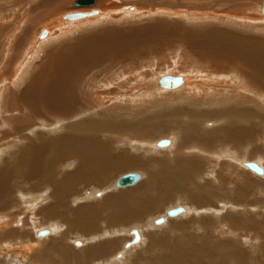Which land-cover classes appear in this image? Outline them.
I'll return each mask as SVG.
<instances>
[{
  "label": "bare ground",
  "instance_id": "1",
  "mask_svg": "<svg viewBox=\"0 0 264 264\" xmlns=\"http://www.w3.org/2000/svg\"><path fill=\"white\" fill-rule=\"evenodd\" d=\"M70 1L72 2V0H22V1H17L15 4H13L15 0H0V22H5V24L3 25L0 24V58L3 62L2 65H0V126L1 128H7V130H0V143L7 142L4 143L3 145L8 146L9 144H11L9 142L10 139L7 138L5 141H3V139L5 137H13L12 142L20 144L19 147L13 150L14 152L12 153L9 152V156L5 158V160L0 164V199L3 198V194L8 195L9 193L13 192V190L11 189L14 186L15 187L17 186V185L14 186L12 185L15 181L17 182L19 181L18 182L19 184L20 182H25V181L37 182L39 186H36L35 189L32 187L33 190H35L33 193H27V195H23V193H21L23 204L32 205L34 207V211L35 208L45 203L47 204V206L44 208L43 211L49 213L50 217L49 218L43 217V218L51 219L52 220L51 226L43 230L40 229V231L36 229L37 234L40 235L41 237L43 236V234H45L44 236L48 235L49 237L55 231V237H56L59 236V233L61 232L62 234L64 233L62 231L64 228H67L66 231L69 232L70 226H73L71 229H75L78 231L79 229H81L82 232L88 233L83 237L84 239L86 238L84 240V243L87 242L88 245H92V246H88L89 248L86 249L87 250L86 254L89 256V258L93 257L94 254L108 257L112 251L114 252L115 250H118L119 240L116 239L119 237L118 231L115 229H111V231L105 229L103 233L96 234L100 232L101 228L97 227L96 230L95 227L96 224L93 219L98 212L101 213L105 212V209L103 210L99 208V210H97V207L93 203V205L83 206L79 208L77 207L78 208L77 210L72 211L70 210V206H68V204L70 205L71 198L73 201L72 190L73 191L78 190V191H74L76 192L77 195V199L76 197H74L76 199L75 201L77 202L78 200H81L80 196H82L79 195L82 194L81 191L79 190L80 188L90 184L94 185L97 183L100 184L101 182H106L108 180L109 174L112 171L127 170L132 167L134 168L135 161L132 160L133 158L130 160H123L120 156V152L115 153L112 146L102 142V140L98 141L95 139V135H96L95 133L99 131L102 125H104V128L99 133L103 131L105 132L114 131L119 122H116L114 124L107 123L106 116L105 119L102 118V121L104 120L106 123L104 122L100 123L101 120L97 121V119L94 120L93 118H90L89 121L87 120L86 123L84 122L85 121L84 119L83 121H81V123H73L74 118L72 117H70V122H69V118L67 117L70 111L69 104H79V102L83 100L84 103L86 102L91 103L92 101H94L96 104L98 105L103 104L104 106L106 104H111L112 98L118 101L119 100L126 101V99L129 98L130 100L129 101L130 105L128 104L129 106L120 105L121 107L117 106L118 108L116 110H113V112H117L115 113V115L113 114V117L115 116L116 118H122L124 112L129 111L128 110L129 107H130L129 109L133 108L131 107L133 104L135 105L140 104V106L137 105L139 109H141V107L143 108L145 107L146 109L147 106H150L152 103H156L157 99H159V98L156 99L154 97L155 94L152 93L153 90L163 94H167L168 92H170L167 91V89L169 88L167 87L166 84L167 78H164L167 77V75L157 79V81H155L152 84V80L154 79V77H156L157 71H159L161 67L166 66L162 64L161 61H156L157 59L155 60L156 58L155 54L157 53L158 50H160L161 52V51H166V49L177 48L179 44V40L181 39L180 32L182 31L179 32V28H174L171 24H169V21L173 23L174 18H178V16H182L183 20H185L186 22H200L203 20L209 21L210 19L215 21V19L213 16L214 13L205 16L207 13L206 11L205 14L193 12V14L186 13L187 15H184V13L183 14L180 13L179 8L180 6H183L184 3L180 4L178 0H151L153 3L156 2L155 6H157V8L154 7V9L152 8L142 9L141 7L138 6L140 0H99V2H97L96 7H92L90 9L84 8L85 11H83L86 12L87 14H91V13H97L96 10H98V14L95 18L86 16V18L83 20L70 21V19L72 18H77V19L82 18V15H74L68 17L66 16V12L71 11V8H68V6L70 5ZM186 1L191 2L190 0H186ZM254 2L255 4H258L257 13L260 11L264 12V0H255ZM6 4L11 6L10 7L11 10L9 12L12 13L13 15L12 19L13 22H15L14 32L7 30L10 29L8 26L10 25L9 21H11L9 19H8L9 21L6 19L8 18L7 12L9 8L7 7L1 8ZM215 4L217 6V2ZM126 5L128 7H124ZM13 6H18V7H13ZM195 11L197 12V10ZM216 15H217V19L225 20V22L227 21L228 24L229 22L235 21V18H231V17L227 18L228 16H223L224 14L223 15L216 14ZM153 18H155V21L156 19L161 18L164 21H168L167 22L168 24H165L166 22H163L162 20L159 19H158V21L160 22L159 24H153L151 23L152 21L151 22L146 21L147 23H144L146 19L149 20ZM32 20H36V21L31 22ZM89 26H94V27H89ZM37 27H40L42 29L39 32H37ZM98 28L102 29V31L99 30L100 31L99 35L93 33V31L98 30ZM215 29L216 28L210 29V32H208V27L203 29L202 31L200 29H195V30L193 29L194 31L193 34H191V36L184 35L185 36L184 40L186 39V37L188 40L190 39V41L186 40V42L187 41L188 42L184 45L187 48L188 47L192 48L191 39L192 37L194 38L195 36L196 39L201 38L200 40L202 43V47L199 50L204 51V49L206 48L205 43L213 44L211 49L212 55L222 53L223 52L222 48L224 47L234 50H247L249 52L255 53L256 56L259 57V65L264 68V40H261L259 38H254L252 36L240 35L238 34V32H234V33L224 32L225 37L223 36L222 40L227 43L226 45H224L220 40L221 36L213 33L216 31ZM15 36H16L15 38L16 43H14V41L12 40V38H14ZM68 39H74V40L68 43H62ZM51 45H52V49L50 50V52L46 56L42 55V52H44L45 49L50 48L49 46ZM169 46H172L173 48ZM21 52H23V55H21L23 58V62H21L20 64ZM147 55H149V57H147ZM229 58H230L229 55H227V59H228L227 63H233L237 65V60H234V58L231 59ZM38 60H41V64L38 66V68L36 67V69L39 70L38 73L33 77V80L31 79L29 85L26 84L27 87L24 89V91L21 92L20 88L21 85H23L24 80L26 79L25 75L28 74L35 67V65H37L36 62ZM232 70L236 71V73H234L233 75V79H234L233 82H237L240 88L237 87L233 91L232 90L229 91L230 88H228V90L224 92H222L223 91L222 90L221 91L222 95L221 97H217V100L219 104L220 103L224 105L236 104V106L228 107L227 109L219 110L217 112L212 111L210 114L208 113L201 114V112L198 111L195 112L193 111V109L199 110L200 109L199 107L201 106V101L204 104H217L216 100L214 99L215 96L213 95V92H211L212 89L210 90L211 86L207 84V87H205L204 89L203 88L204 86L195 87L193 83L189 84L188 83L190 81L189 78H185V79L179 78L177 80L175 79L176 86L177 87L180 86L178 89L181 88L180 90H183L184 92L188 90V93L187 92L185 93L188 94L187 96L180 97L181 99H183L181 103L183 105L179 106V108L184 106V108L181 109L179 113L181 115V122L179 123V126L181 125V127H183L184 132H189V131L195 132L198 129V127H195V123H192L191 125H189V123H186L185 122V120H187L186 117L193 119V121L195 118L198 120L204 118L205 120L207 118L210 119L211 117H213V120H215L214 119L215 117H218L219 120H221L222 118H225L224 116L229 115L233 120H235V118H240L241 119L240 121L242 120L245 121V120H252V118L256 116L255 110H252L249 107L247 108V106H243L242 104H251V105L254 103L264 104V102L258 103L257 100L255 99L253 100L254 101L253 103L252 100L248 98V95L251 94V96L254 97L259 96L257 98L262 100V97H264V93L260 91V86H261L260 84L263 83L261 82L263 81V79H259L258 82H253L251 85L247 77L242 78L240 76L239 66H237ZM209 73L210 76H212V72ZM225 75L226 74H224L222 77L224 78ZM99 76H104L103 79L105 80V82L100 83L99 81L98 84H96L97 85L96 88L90 85H85L87 86V90L84 93L86 96L85 97L86 100L83 99L84 96L81 94L75 96L73 91H74V84L76 82H79L80 79L86 81L89 78H94L96 80L97 78L95 77H99ZM210 79L213 80L214 77ZM226 79L228 78L226 77ZM212 83L209 84L212 85ZM90 84H93V81H91ZM213 86L215 85L213 84ZM81 87L83 89V85ZM18 90H20V92H18ZM143 90L146 91L145 92L146 95L144 98L139 99L142 96L140 94H142L141 92ZM194 94H198L199 96L200 94H203L205 96L202 98L201 101L197 102L195 98L196 96H194ZM126 102H128V99ZM172 103L173 100L167 105L178 106V103L180 102L174 101V104ZM93 105L95 104H88V103L85 104L83 110L79 111L80 112L79 115L83 116V113H86L88 110H90ZM188 105L192 106L191 109L192 112L190 111V109L186 108V106ZM167 107L165 108L166 111H168V109L171 108L169 107L167 109ZM151 108L149 109L151 110ZM28 110H31L33 114H31V112H29ZM111 111L109 112L111 113ZM146 111H148V109ZM176 111L175 109L174 111H168L171 113V116L174 119L178 115ZM98 116L100 115H97L96 118ZM261 116L263 115H260L259 118ZM152 117H153V122L155 123L156 118L154 115ZM30 118H35V121L40 123L38 126L36 125L37 129L34 128L35 124L37 123L35 121L30 122L33 121ZM166 119L169 124H172L174 122L173 119H168V118ZM261 119H263V117H261ZM117 121H119V119ZM233 122L234 121H232L230 125L228 122L227 124H224L222 128L220 127L221 129L220 133L222 134L224 133L227 135L232 132L235 135L233 137L234 138L233 140H235L236 143L238 140L248 135L249 130L251 131L257 129V126L256 128L251 127L252 129H249L246 126H244L240 131L239 130L240 127L236 128V125ZM148 123L150 124L149 126H147ZM150 126H156V125L152 124L151 118H147L146 124L140 127V129L138 130L139 133L143 135L148 134L150 131L149 129ZM179 126L177 128H179ZM39 128L42 131H38L40 130ZM66 128L71 133L69 136H66L65 134L62 133L66 130ZM44 136H47L48 138L45 139ZM188 137H192V136H188ZM37 139L42 140V143L39 146L35 147L32 145V143ZM131 139L132 136L130 137L127 135H123V140H125L126 142L131 141ZM199 140H201V137ZM162 141L157 143V145L147 144V146L148 147L151 146L152 149L153 148L156 149L157 152V150H159L161 146L167 148L172 144V140H162ZM193 146H195V144ZM9 149L10 148L8 146L0 151V160H2V158L4 157L3 154L6 155ZM22 155H25V159H22ZM171 163L172 166L174 167V165L177 162L172 160ZM245 164L246 163H243V166ZM193 165L194 164L190 162V163H186L184 166L189 167ZM247 166H249V168L252 171L254 170V172L255 171L260 172L262 170L261 165H254L251 163L249 165L247 164ZM179 168H183V167H179ZM56 170L60 171L58 177L55 176ZM177 171L179 172L181 171V169ZM51 175H54V177L53 178L50 177L49 179H46V181L38 179L40 176L47 177ZM134 176H136V179L132 184L121 185L120 181L123 178L122 177L118 181V186L120 187L131 186L134 183H136L140 177H142L141 174L138 173L134 174ZM152 177L156 179L155 182L157 183L159 181V172L155 173L153 176H151V178ZM148 183L149 182H147L146 184ZM44 185L46 186L49 185L47 187L48 189L42 190L41 187H43ZM144 188L147 189L149 188V186L147 185ZM109 189L110 188L104 189L102 191L100 190L97 191L98 188H94L93 193L91 192V194L85 196L84 199L90 200V198L93 199L95 196H101L109 192L108 191ZM25 190H27V188H25ZM128 190L113 196L105 197L106 199L105 204H108V207L107 206L106 207L112 209L111 211L112 213H110L109 216H113V217L117 216L115 212V207L123 206V209L126 211L123 212L124 219H127L128 222H132L136 220L140 221L144 219L145 216L147 215L145 213L146 209L144 208L149 206V204H147L146 201H140V199L136 200L134 197H132L133 192L135 191L134 189L133 192L132 191L130 192ZM141 191L142 190H140V192ZM15 193H17V191ZM145 194L146 193H144L143 195ZM110 198H112L113 200L117 199L118 202L113 203L108 201ZM144 199L146 200V198ZM77 204L79 205V203ZM153 206L154 204L150 208L151 210ZM58 211H60L63 214L62 217L65 218L60 219L61 216L57 218ZM70 214H72V216H74L73 218L75 219H72ZM35 215L36 213L33 216ZM165 219L164 221H160V220L156 221V223H154L155 226L161 228L160 222L165 223L166 222ZM10 221L11 220L7 218L6 215L0 216V235H4L5 236L4 238H6L7 236L9 238L10 236H12V234L15 235L19 231L16 229L17 226H15V228L13 227L15 222H10ZM157 224L160 226H158ZM152 228L155 229L156 227H152ZM22 229L24 228L20 227V237H25L24 235L26 234V231L24 234V231H22ZM66 231L65 233H67ZM111 232L113 234H111ZM131 234L132 237H134V239L137 238L136 239L137 241L134 240V243L131 242L128 244L130 247L127 249L130 251L128 250L123 251L120 258V260L123 259V261L119 260L120 261L119 264H125V262L127 261L126 260L127 256L128 259L131 260L130 258L132 251L131 249L135 246H138L137 248H140L145 242V238L143 236L142 231H140V229L134 228ZM112 236H113V242H110L109 239L105 240L106 237L112 238ZM61 237L62 238H60V240L64 239L63 235H61ZM246 239H248V237ZM60 240L58 241V239H55V241H58V244H60L61 242ZM82 243L83 242H81L80 244ZM45 244L40 243V241L37 243V245H45ZM56 246L54 245L55 250H56ZM60 246H62V243L60 244ZM59 249L62 252L64 251L62 250V248H58L57 250ZM231 249L232 250L230 251L232 255L237 252L240 258L243 257L244 255L243 252L239 250V248H237L235 244L231 245ZM61 251L60 253L62 254ZM25 252L28 255L32 251L25 250ZM66 252H63V254H66ZM83 252H80L82 253L81 255H84ZM77 253L75 254V256H80L77 255ZM196 253L198 254V251ZM31 255H34V252L30 254V256ZM87 255L86 258L88 259ZM96 255L94 256L95 258ZM59 256L57 257L55 256L56 257L55 263L57 264L61 263L60 259L63 257L60 256L61 258L59 259L58 258ZM184 256L182 255L183 258ZM31 258H33V256H31ZM28 260L31 259L28 258ZM28 260L24 263L33 264ZM49 260H51V258ZM21 261H24L22 257H20V262ZM101 261H103V259ZM115 261L117 260H114V262ZM182 261H178L177 264H180ZM51 262L54 263V258L51 260Z\"/></svg>",
  "mask_w": 264,
  "mask_h": 264
},
{
  "label": "rangeland",
  "instance_id": "2",
  "mask_svg": "<svg viewBox=\"0 0 264 264\" xmlns=\"http://www.w3.org/2000/svg\"><path fill=\"white\" fill-rule=\"evenodd\" d=\"M17 1H22V0H17ZM17 1L15 0L13 4H15ZM75 1L76 0H72V2L70 1V5L68 6V8H71V11L66 12V16L68 17L74 15H82V18L79 19L72 18L70 19V21L83 20L86 18V16L91 18H95L97 16L98 10H96L97 13H91V14H87L86 12L83 11H85L84 8L90 9L92 7H96L97 2H99V0H96L95 4L90 7L76 6ZM178 1L180 4L184 3L185 6L187 5L186 7L184 5L180 6L179 8L180 13L182 14L184 13V15H187V14H193V12L203 13V14L207 12L205 16L214 13L213 16L215 21L210 19L209 21L203 20L200 22H186L185 20H183L182 16H178V18H174L173 23L169 21V24H171L174 28H179V32L182 31L180 32V34L183 36L180 35L181 39L179 40V44L177 48L166 49V51H161V52L160 50H158L157 53L155 54L156 57L155 60L157 59L156 61H161V63L166 66L161 67V69L157 71L156 73L157 75L156 77H154V79L155 78L156 79L152 80V84L155 81H157V79L164 77L165 75H167V77L164 78H172L176 80L179 78H184V79L189 78L190 79V81L188 82L189 84L193 83L195 87L204 86L203 87L204 89L205 87H207L208 84L209 86H211L210 90L212 89L211 92H213V95L215 96L214 99L216 100L217 104H204L201 100L205 95L200 94L199 96L198 94H194V96H196L195 98L197 102L201 101V106L199 107L200 108L199 110L193 109V111L201 112V114H207V113L210 114L212 111L217 112L219 110L227 109L228 107L236 106V104L233 105L226 104L227 106L221 103L219 104L217 97H221L222 90H223L222 92H224L228 90V88H230L229 91L231 90L233 91L237 87L240 88L237 82H233L234 81L233 75L234 73H236V71L232 69L236 68L237 66H239L240 69V76L242 78L247 77L251 85L253 82H258L259 79H263V81H261L263 83L260 84L261 85L260 91L264 93V68L259 65V57L256 56L255 53L249 52L247 50H234L224 47L222 48L223 49L222 53L212 55L211 49L213 44L205 43L206 48L204 49V51L199 50L202 47V43L200 40L201 38L196 39L195 36H194L195 39L193 37L191 39L192 48L190 47L187 48L184 45L188 41H190V39L188 40L187 37L184 40L185 38L184 35L191 36V34H193V31L195 29H200L202 31L207 27H208V32H210V29L216 28L215 29L216 31L213 33L221 36L220 40L224 45L227 44L225 41L222 40L223 36L225 37L224 32H230V33L238 32V34L240 35L252 36L254 38H259L261 40H264V20H263L264 12L260 11L257 13L258 4H255L254 2L255 0H227V1L226 0H212V1L193 0V2L192 0H190L191 2H187L186 0H178ZM213 1L214 4L217 2V6L216 4L215 5L213 4ZM143 3H145L146 5ZM187 3L190 4L188 5ZM7 5L8 4L2 6L1 8L3 7L9 8L7 12L8 18L6 19L7 20L9 19L11 21L8 20L10 24L8 27L10 29L7 30L14 32L15 22H13L12 13L9 12L11 10L10 8L11 6L10 5L7 6ZM127 5L124 7H128ZM155 5L156 2L153 3L151 0L148 1L140 0L138 4V6L141 7L142 9H150V8L154 9V7L157 8V6ZM13 7H18V6H13ZM195 10H197V12ZM216 14L218 15L224 14L223 16H228L227 18L230 17L235 18V21L229 22L230 24L229 25L227 21L226 23L225 20L217 19ZM153 19H149V20L146 19L144 23H147L148 21L149 22L152 21L151 23L153 24H159L160 22L158 21V19L162 20L161 18L156 19V21L155 18ZM35 21L36 20H32L31 22H35ZM162 21L166 22L165 24H168L167 23L168 21H164V20ZM0 24L3 25L5 24V22H0ZM40 27H37V32H39L42 29ZM89 27H94V26H89ZM99 30L102 31L101 28H98V30H94L93 33L99 35L100 33ZM15 38L16 36L12 38L14 43H16ZM72 40L74 39H68L62 43H68ZM186 40L188 41L186 42ZM49 47L50 48H47L44 50V52H42V55L46 56L50 52V50L52 49V45ZM169 47L173 48L172 46ZM175 51L176 52L179 51V52L176 53ZM21 55H23V52L20 53V60H21L20 64L21 62H23V58ZM227 55H229L230 57L229 59L234 58V60H237V65L233 63H227L228 62ZM147 57H149V55H147ZM0 63H1L0 65H2L3 63L1 58H0ZM199 63L202 65V67ZM205 63L208 64L206 65ZM36 64L37 65H35V67L28 74L25 75V78L27 80L25 79L23 85H21L20 88L21 92L24 91V89L27 87L26 84L29 85L31 79L33 80V77L38 73L39 70L36 69V67L38 68V66L41 64V60H38ZM209 72H212V76L214 77L215 80L210 79L213 77L210 76ZM224 74L226 75L223 78L222 76ZM103 77L104 76L95 77L97 78L96 79L97 81L94 78H89L86 81L80 79L79 82H76L77 84L76 83L74 84L73 93L75 94V96H77L78 94L83 95L84 96L83 99L86 100L85 98L86 96L84 93L87 90V86L85 85H90L96 88L97 87L96 84H98L99 81L100 83L105 82ZM226 77L228 79H226ZM91 81H93L94 85L90 84ZM209 83H212V85ZM213 84L215 86H213ZM82 85H83V89L81 87ZM179 87L180 86L178 87L175 86L174 88H168L167 91L170 92H168L167 94L159 93L153 90L152 93L155 94V95L153 94L154 97L156 99L159 98L157 99L156 103H152L150 106H147L146 109L145 107L144 108L141 107V109H139L137 105L140 106V104L137 105L133 104L131 106L133 108L129 109L130 108L129 107L128 108L129 111L124 112L122 118H116L114 116L116 119L113 117V114L115 115V113L117 112H113V110H116L118 107H121L120 105H124V106L128 105L130 103L129 98H127L128 102H126L127 99L126 101L124 100L118 101L112 98L111 104H106L104 106L103 104L98 105L94 101H92L91 103L85 101L86 103H84L83 100H81L79 104H69L70 111L67 116L69 118V122H70V117H72L74 118L73 123H81L83 119L85 120L84 122L86 123L87 120L89 121L90 118H93L94 120L97 119V121L101 120L100 123L102 122L106 123L104 120L102 121V118L105 119L107 117L106 118L107 123L114 124L116 122H120L121 128H125L127 130L126 134L132 136L131 141L126 142L125 140H123V135H122L125 134V132L120 133V131H117V133H113V131H108V132L103 131L99 133L104 128V125L101 126L99 131L95 133L96 134L95 137L98 138V141L102 140V142L112 146L115 153L120 152V156L123 160H130L133 158L132 160L135 161V166L134 168L132 167L127 170L112 171L109 174L108 180L106 182H101L100 184L97 183L94 185L90 184L80 189L78 188L82 193L79 195L82 196H80L81 200H78L77 202L75 201L77 199V195L76 192L74 191H78V190H74V191L72 190L73 201L72 198L70 199L71 202L68 201L70 202V205L68 204V206H70V210L72 211L77 210L79 207L93 205V203L97 207V210H99V208L103 210L105 209V212L102 213L98 212L97 215L93 218L96 224L95 225L96 230L97 227L101 228L99 233L96 232L95 233L101 234L104 232L105 229H108L109 231H111V229L117 230L119 235V237L117 236L118 238H116L119 240L118 250H115L114 252L112 251L108 257L94 254L93 257L89 258V256L86 254L87 253L86 249L89 248L88 246H92V245H88L87 242L84 243V240L86 238L84 239L83 237L88 233L82 232L81 229H79V231L75 229H71L73 226H70L69 232L66 231L67 228H64L62 230L64 233L62 234L61 232L59 233V236H56L58 238L55 237V231L49 237L48 235L44 236L45 234H43L42 237L38 235L36 229L40 231V229L43 230L51 226L52 220L43 218V217H47V218L50 217L49 213L43 211L44 208L47 206V204L45 203L46 205L43 204L44 206L43 205L39 206L40 208L37 207L38 209L35 208L34 211V207L32 205L23 204L21 193H23V195H27V193H33L35 191L33 190V188L35 189V187L39 185L37 182L34 181L20 182V184L18 183L19 181L18 182L15 181L12 185L13 186L17 185L16 186L17 188L15 186L14 187L11 186L13 187L11 190H13L12 193L14 194L12 193H9L8 195L3 194V198L0 199V216L6 215V217L11 220L10 222H15L13 227L15 228V226H17L16 229L19 231L15 235L12 234V236H10L9 238L8 236L4 238L5 237L4 235H0V264H17V263L27 264L24 262H26L28 258L31 259L28 261L32 262L33 264H57L55 263V259L59 255L61 257L63 256L62 258L60 256L58 257L59 259L61 258L60 264H115V263L119 264L120 261H123V259L120 260L123 251L128 250L127 248L130 247L128 244L131 242L134 243V240L137 241L136 240L137 238L134 239V237H132L131 234L134 228L140 229V231H142L143 236L145 238V242L140 248H137L138 246H135L131 249L132 250L130 256L131 260H129L127 256L126 257L127 261L125 262V264H177L178 261H182V260L183 261L180 264H264V172H263L264 171V104H255L253 101L255 99L257 100L258 103H263L264 97H262L261 100L257 98L259 96L254 97L251 96L250 94L248 95V98L251 99L254 104L252 105L242 104L243 106H247V108L249 107L252 110H255L256 116L253 117L252 120L240 121L241 120L240 118H235V120H233L229 115H226L227 117L224 116L225 118H222L221 120H219L218 117H215L214 118L215 120H213V117H211L210 119L207 118L205 120L204 118L200 120L195 118L194 121L195 120L197 121L194 122L193 119L186 117L187 120H185V122L189 123V125L195 123V127H198V129L195 132L192 131L184 132L183 127H181V125L179 126V123L181 122V115L179 113L181 109L184 108V106L181 108H179V106L183 105L181 104L183 99H181L180 97L187 96L188 94L185 93L186 92L188 93V90L184 92L183 90H180L181 88L178 89ZM20 90H18V92H20ZM143 91L141 92L142 94L140 95L142 96L139 99L145 97L146 91L144 92ZM167 99H170L171 101ZM172 100H173L172 104H174V101L180 103H178V106L167 105L170 102H172ZM87 103L95 104V105H93L94 107L92 106V108L88 110L86 113H83V116L79 115L80 114L79 111L83 110L84 105ZM166 107L167 109L169 108L168 111H174V109L175 111L177 110L176 113H178V115L175 117V119L171 116L170 112L165 110ZM149 108H151V110ZM186 108L190 109L191 111L192 106L188 105L186 106ZM147 109L148 111H146ZM28 111L31 112V110ZM109 111H111V113ZM31 114L33 113L31 112ZM97 115H100L98 116L99 118L98 117L96 118ZM153 115L156 118L155 123L153 122V117H152ZM260 115H263L261 116L263 117V119H261V117L259 118ZM147 118H151L152 124H155L156 126H150L149 127L150 131L148 133L149 135L148 134L143 135L139 133L138 130L140 129V127L146 124ZM166 118L173 119L174 122L172 124H169ZM30 119L33 120L30 122L35 121V118H30ZM118 119L119 121H117ZM232 121H234L233 123H235L236 128L240 127L239 128L240 131L244 126H246L249 129L256 128L257 126L256 129L257 131L249 130L248 131L249 134L244 136L242 139L238 140L236 143V141L233 140L234 139L233 137L235 135L232 132L227 135L224 133L223 134L220 133L221 132L220 127L222 128L224 124H227L228 122L230 125ZM35 122L37 124H35L34 128L37 129V126L40 123H38L37 121ZM149 125L150 124L148 123L147 126ZM177 125L179 126L180 129L181 128L182 129L180 130L179 128H177L178 127ZM67 128L62 133L65 134L66 136H69L71 133ZM0 130H7V128H1ZM38 131H42V130L40 129ZM188 136H192V137H188ZM200 137L201 140H199ZM7 138L10 139L9 142L11 144H9L8 146L10 148L9 150L11 151L8 150L6 155L3 154L4 157L2 158V160H0V164L5 160V158L9 156V152L10 153L14 152L13 150H15L17 147L20 146V144L12 142L13 137H5L3 141H5ZM44 138L47 139L48 137L44 136ZM162 140H172L171 146L167 148H165L164 146H161V148L158 147L159 150H157V152L156 149L154 148L152 149L151 146L149 147L147 146V144L157 145V143H159ZM128 142L130 143V145ZM4 143H0L1 144L0 151L8 147L3 145ZM41 143L42 140L37 139L33 141L32 145L37 147ZM194 144L195 146H193ZM131 154L133 155V157ZM137 156L139 159L137 158ZM22 159H25V155H22ZM172 160L178 163V164L176 163L174 167L172 166L171 163ZM185 162L186 163L192 162L194 165L185 167L184 166L186 164ZM243 163L246 164L243 166ZM251 163L254 165H261L262 172L255 171L256 172L255 173L254 170L252 171L249 168V166H247V164L249 165ZM179 167H183V168H179ZM176 169L177 170L181 169V171L178 172ZM154 172L155 173L159 172V181L157 183L155 182L156 179H154L153 177H152L153 179L151 178V176L155 174ZM59 173L60 171L56 170L55 176L58 177ZM137 173L141 174L142 177H140L136 183L128 187L118 186V181L122 177L126 175H134ZM50 177L53 178L54 175L47 177L40 176L38 179L46 181V179H49ZM149 178H151L152 180ZM186 179L189 181H187ZM147 182L149 183L146 184ZM147 185L149 186V188L147 189L144 188ZM48 186L49 185L47 186L44 185L43 187H41V189L42 190L48 189L47 188ZM25 188H27V190H25ZM94 188H98L97 191L99 190L102 191L107 188H110L111 190L109 189L108 190L109 192L101 196H95L96 199L95 197L93 199L90 198V200L88 199L89 201L87 199H84L85 196L90 195L91 192L93 193ZM127 190L130 192L134 191L133 196L132 195L131 196L134 197L136 200L140 199V201H146L147 204H149V206L144 208L146 209L145 213L147 214L144 219L140 221L136 220V221L128 222L127 219L123 218V212H126L123 209V206L115 207V212L118 217L109 216L110 213H112L111 212L112 209L107 208L108 204H105L106 202L105 197L113 196L125 192ZM140 190L142 191L140 192ZM16 191L17 193H15ZM143 191L144 193H146L145 195H143L144 194ZM74 197H76V199ZM144 198H146V200ZM108 201L113 203L118 202L117 199L113 200L112 198H110ZM77 203H79V205ZM97 204L100 206H98ZM153 204H154L153 208L154 207L155 208L154 210L153 208L151 210L150 208L152 207ZM176 209H181L182 212L178 215L170 214L171 211ZM35 213L36 215L33 216ZM62 215L63 214L60 211H58L57 218H59L60 216H61L60 219L65 218L62 217ZM70 216L72 219H75L73 218L74 216H72V214H70ZM163 218L164 219L166 218L165 219L166 222L165 223L160 222L161 226L157 224L161 228L155 226L154 223H156V221L158 220L164 221ZM20 227L24 228L22 229V231H24V234L26 231L27 235L25 234L24 235L25 237H20ZM152 227H156L157 229L156 228L154 229ZM65 231L67 233H65ZM111 234L113 233L111 232ZM61 235H63L64 238L62 240H60V238H62ZM247 237L248 239H246ZM110 238L111 237H106L105 240L109 239L110 242H113V236L111 239ZM55 239H58V241L60 240L61 241L60 244L62 243V246H60V244H58V241H55ZM39 241L40 243H44V244L46 243V244L37 245ZM81 242L83 243L80 244ZM232 244H235V246L243 252L244 254L243 257L240 258L237 252L234 253L233 255L231 254L230 250H232L231 249ZM54 245L58 246V247L56 246V250L54 248ZM58 248H62V250H64L63 252L67 251L66 254H63V252L60 249L57 250ZM33 249L36 250L34 251ZM25 250H29L32 252L27 255ZM60 251L62 252V254L60 253ZM78 251L80 252L85 251L83 252L84 255H81L82 253ZM197 251L198 254L196 253ZM33 252L34 255H31L33 256V258H31L30 254H32ZM76 253L77 255L80 256H75ZM86 255L88 256V259L86 258ZM95 255L96 258L94 257ZM182 255L183 256L185 255L184 258L182 257ZM20 257H22L24 261L20 262ZM50 258L51 260L54 258V263L51 262V260H49ZM102 259L103 261H101ZM114 260H117L118 262L117 261L114 262Z\"/></svg>",
  "mask_w": 264,
  "mask_h": 264
},
{
  "label": "water",
  "instance_id": "3",
  "mask_svg": "<svg viewBox=\"0 0 264 264\" xmlns=\"http://www.w3.org/2000/svg\"><path fill=\"white\" fill-rule=\"evenodd\" d=\"M95 2L96 0H76L75 5L76 6H92L95 4ZM166 84H167V87L173 88L176 86V80L172 78H167ZM135 179H136V176L134 175H126L121 179L120 183L121 185H129V184H132L135 181ZM180 212H181V209H176L172 211L171 214L177 215Z\"/></svg>",
  "mask_w": 264,
  "mask_h": 264
},
{
  "label": "crops",
  "instance_id": "4",
  "mask_svg": "<svg viewBox=\"0 0 264 264\" xmlns=\"http://www.w3.org/2000/svg\"><path fill=\"white\" fill-rule=\"evenodd\" d=\"M117 131H120L121 132H125V134H122V135H127V130L125 128H121V123L119 122L116 129L113 131V133H117ZM127 136H131V135H127ZM96 140H98V138L95 137Z\"/></svg>",
  "mask_w": 264,
  "mask_h": 264
}]
</instances>
